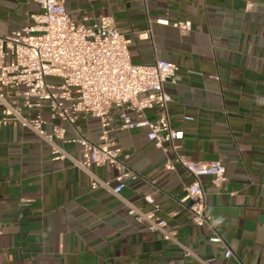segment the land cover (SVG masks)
Segmentation results:
<instances>
[{"label": "crops", "instance_id": "obj_1", "mask_svg": "<svg viewBox=\"0 0 264 264\" xmlns=\"http://www.w3.org/2000/svg\"><path fill=\"white\" fill-rule=\"evenodd\" d=\"M69 15L91 24L111 17L118 31L131 39L135 64L156 59L176 63V83H167L172 127L184 131L177 141L187 159L221 160L227 179L215 185L203 176L207 210L224 243L210 241L211 230L196 225L181 202L192 174L173 160L171 149L157 148L147 128L118 129L113 137L122 159L135 171L116 197L92 189L89 174L70 158L53 159L50 146L19 125L0 127V262L2 264H264V0H65ZM252 3L250 8L248 4ZM41 11L38 0H0V34L32 23ZM171 22L192 21L183 34ZM151 28L152 38L139 34ZM117 112V111H115ZM157 109L145 111L155 119ZM2 105L0 104V117ZM66 127L60 142L73 158L81 147ZM190 117V118H187ZM76 127L99 139L100 122L84 112ZM101 179L115 185L116 169L93 166ZM156 214L178 231L181 243L196 256L129 215L124 200ZM232 255L225 258L226 248Z\"/></svg>", "mask_w": 264, "mask_h": 264}, {"label": "built area", "instance_id": "obj_2", "mask_svg": "<svg viewBox=\"0 0 264 264\" xmlns=\"http://www.w3.org/2000/svg\"><path fill=\"white\" fill-rule=\"evenodd\" d=\"M38 3L41 11L31 14L32 23L0 34V127L19 125L31 130L50 146L53 159L70 158L74 165L86 171L92 189L104 188L120 198L127 180L135 177V171L122 159V148L113 135L118 129L147 128L148 139L157 148L165 152L171 149L174 153L166 168L174 170L180 165L192 174L181 202L187 206L195 224L211 230L212 243H224L208 213L202 177L210 176L215 185H220L227 179L226 166L221 160L204 163L182 156L177 141L183 139L184 131L171 124L168 104L172 97L166 84L176 83L178 65L163 59L151 64L133 63L129 51L131 39L118 31L111 17H102L91 24L85 22L86 18L77 22L69 15L65 0H38ZM251 6L252 3L247 8ZM157 22L172 24L183 34L192 29L190 20L171 22L160 18ZM139 37L152 38L151 28ZM49 77L58 78L59 82L52 83ZM148 109H157L158 116L146 117ZM44 110H48L51 119H61L73 129L70 140L81 147L78 158L71 157L60 143L67 141L66 127L52 124V130L47 131ZM82 112L99 120L98 140L93 141L78 131L76 122ZM105 164L116 169L115 185L91 170ZM144 198L155 209L145 211L124 200L129 215L165 240L179 245L185 255L196 256L180 242L178 231L169 228L168 221L156 214L158 205L153 195L146 194ZM231 255L232 250L227 247L224 256ZM199 260L203 264H215L213 260Z\"/></svg>", "mask_w": 264, "mask_h": 264}, {"label": "rangeland", "instance_id": "obj_3", "mask_svg": "<svg viewBox=\"0 0 264 264\" xmlns=\"http://www.w3.org/2000/svg\"><path fill=\"white\" fill-rule=\"evenodd\" d=\"M48 80L52 83H58L59 82V79L58 78H55V77H49Z\"/></svg>", "mask_w": 264, "mask_h": 264}]
</instances>
